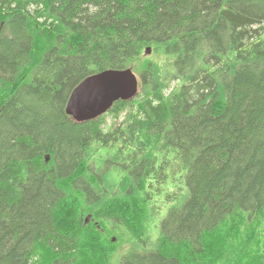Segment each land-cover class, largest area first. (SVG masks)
<instances>
[{"label": "trees", "instance_id": "trees-1", "mask_svg": "<svg viewBox=\"0 0 264 264\" xmlns=\"http://www.w3.org/2000/svg\"><path fill=\"white\" fill-rule=\"evenodd\" d=\"M0 264H264V0H0Z\"/></svg>", "mask_w": 264, "mask_h": 264}, {"label": "water", "instance_id": "water-1", "mask_svg": "<svg viewBox=\"0 0 264 264\" xmlns=\"http://www.w3.org/2000/svg\"><path fill=\"white\" fill-rule=\"evenodd\" d=\"M138 79L130 68L104 69L82 79L69 93L65 112L76 121L105 113L115 100L133 97Z\"/></svg>", "mask_w": 264, "mask_h": 264}, {"label": "rangeland", "instance_id": "rangeland-1", "mask_svg": "<svg viewBox=\"0 0 264 264\" xmlns=\"http://www.w3.org/2000/svg\"><path fill=\"white\" fill-rule=\"evenodd\" d=\"M124 115H125V112L120 113L116 121H119L120 119H122ZM105 120H106V123L109 124L111 121L114 120V118L111 116L110 113H105Z\"/></svg>", "mask_w": 264, "mask_h": 264}]
</instances>
